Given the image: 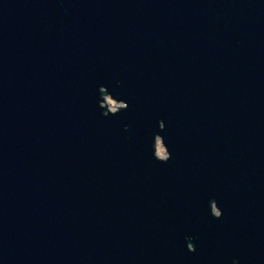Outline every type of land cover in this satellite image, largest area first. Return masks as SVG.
Instances as JSON below:
<instances>
[{
    "label": "water",
    "instance_id": "obj_1",
    "mask_svg": "<svg viewBox=\"0 0 264 264\" xmlns=\"http://www.w3.org/2000/svg\"><path fill=\"white\" fill-rule=\"evenodd\" d=\"M0 264H264V0H0Z\"/></svg>",
    "mask_w": 264,
    "mask_h": 264
},
{
    "label": "rangeland",
    "instance_id": "obj_2",
    "mask_svg": "<svg viewBox=\"0 0 264 264\" xmlns=\"http://www.w3.org/2000/svg\"><path fill=\"white\" fill-rule=\"evenodd\" d=\"M107 100H108V108L121 107V104L114 103L111 100H109L108 98H105L103 100V102H107ZM156 148H157V151H158L159 155L165 156V151H164L163 147L160 145V143L158 141H157Z\"/></svg>",
    "mask_w": 264,
    "mask_h": 264
}]
</instances>
